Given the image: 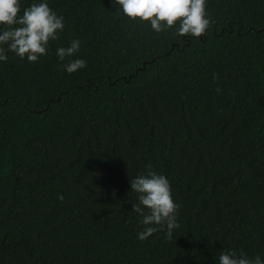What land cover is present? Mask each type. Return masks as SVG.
<instances>
[{
	"label": "trees",
	"instance_id": "obj_1",
	"mask_svg": "<svg viewBox=\"0 0 264 264\" xmlns=\"http://www.w3.org/2000/svg\"><path fill=\"white\" fill-rule=\"evenodd\" d=\"M46 2L59 39L36 62L0 60V264L264 259V0H206L201 37L156 32L115 0ZM75 59L86 67L68 73ZM149 165L180 206L171 240L137 238L130 179Z\"/></svg>",
	"mask_w": 264,
	"mask_h": 264
},
{
	"label": "clouds",
	"instance_id": "obj_2",
	"mask_svg": "<svg viewBox=\"0 0 264 264\" xmlns=\"http://www.w3.org/2000/svg\"><path fill=\"white\" fill-rule=\"evenodd\" d=\"M123 13L131 20L148 21L156 32L171 30L179 22L173 33L176 36L191 35L201 37L210 26L206 13V0H115ZM64 17L58 16L46 0L33 3L25 8L21 15L20 0H0V60H7L6 51L15 53L29 62L38 61L47 53L50 41L59 39V32L64 30ZM81 41L72 40L70 46L57 49L61 60L74 56L80 49ZM86 67L83 59L71 60L66 65L68 73ZM217 92L222 91L220 88ZM131 193L137 194V200L131 202L132 211L142 217L143 231L137 234L141 241L147 240L154 233L165 229L171 240L173 230L179 228L177 216L179 205L173 200L170 182L163 174L148 166L145 174L130 179ZM58 198L63 201V195ZM131 219V218H130ZM219 264H264V259L257 255L249 257L243 249L223 250Z\"/></svg>",
	"mask_w": 264,
	"mask_h": 264
}]
</instances>
